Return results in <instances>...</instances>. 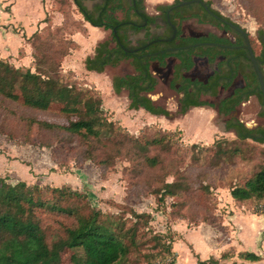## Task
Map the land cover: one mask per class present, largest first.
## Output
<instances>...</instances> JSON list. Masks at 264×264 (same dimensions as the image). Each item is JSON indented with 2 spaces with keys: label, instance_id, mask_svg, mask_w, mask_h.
<instances>
[{
  "label": "trees",
  "instance_id": "16d2710c",
  "mask_svg": "<svg viewBox=\"0 0 264 264\" xmlns=\"http://www.w3.org/2000/svg\"><path fill=\"white\" fill-rule=\"evenodd\" d=\"M87 1L96 0H72L84 21L109 31L110 38L96 46L93 56L86 58L85 68L101 74L107 68L128 62L132 72L115 76L112 85L118 95L127 92L130 110L169 115L150 97L158 86L152 65L166 68L168 61L174 59L170 87L181 95L180 113L186 115L190 109L199 107L217 108L219 115L228 117L227 131L236 135L234 140L217 139L212 146L200 145L201 156L195 158L196 162L211 154L212 166L234 165L237 159L246 160L247 153L256 151V148L248 149L251 147L248 141L264 146V127L247 128L233 115L251 97H257L264 108L261 86L247 49L249 41L264 78V30L259 32L257 40L261 48L256 53L248 32L214 10L210 1L176 0L171 5L158 6L157 16L149 14L147 0H100L91 9ZM159 18L164 23L163 32L154 34L152 26L157 25ZM190 19L213 25L232 37L212 32L186 36L183 25ZM64 27L52 34L51 31L35 33L29 39L34 72L17 69L0 59V96L24 108L65 119L64 123L35 118L29 122L42 130L77 136L93 150H105L99 157L101 166L110 167L125 155L136 166V178L165 170L155 179L157 186L152 191L160 202L184 195L189 191L186 174L177 167L178 161L167 166V159L163 158L165 154L171 156L182 139L174 132L161 130L148 137L131 136L125 128L109 120L99 95L63 78V59L75 44L64 37ZM197 59L215 66L205 80L188 76ZM240 77L244 84L234 87ZM230 90L217 105L204 99ZM198 146L192 144L191 148ZM86 159L97 161L98 157L91 152ZM168 176H174V181L168 182ZM231 196L239 203L263 202L264 163L244 184L233 186ZM150 222V214L132 209L119 215H105L90 206L86 195L68 187L31 186L26 182L12 185L0 178V264H63L68 252H71L70 264H176L177 234L154 233L149 240L140 229ZM150 243L153 246L146 248ZM231 251L199 264H220L234 256ZM238 257L251 262L262 260L253 252L239 253Z\"/></svg>",
  "mask_w": 264,
  "mask_h": 264
},
{
  "label": "rangeland",
  "instance_id": "374dc122",
  "mask_svg": "<svg viewBox=\"0 0 264 264\" xmlns=\"http://www.w3.org/2000/svg\"><path fill=\"white\" fill-rule=\"evenodd\" d=\"M205 1H210L214 10L245 29L253 42L255 52L259 53L261 47L257 38L259 32L264 30V0ZM59 4L61 10L68 15L63 35L76 43L71 54L63 61L61 74L63 78L77 84L78 88L85 86L93 94L99 95L109 120L125 128L126 133L131 136L148 137L160 130L176 133L177 138L182 139L180 146H176L171 156L165 154L163 158L167 159V166L171 162L178 161L177 167L186 174L189 191L179 198L167 197L160 202L159 196L153 195L152 191L157 186L155 179L163 175L165 170L151 171L143 177L136 178V166L129 162L125 155L117 158L110 167L101 166L98 164L99 157L101 158L105 150H93L77 136L60 131L42 130L36 124L29 122V119L35 118L64 123L65 119L24 108L2 96H0V178L12 185L26 182L31 186L68 187L86 195L90 206L105 215H119L130 209L137 213H148L151 222L147 227L142 225L140 230L142 233H147L149 240L154 233L174 234L172 225L185 226L187 223L190 230L202 223L210 225L216 234L222 233L218 237L221 244H228L236 239L237 235L232 234L235 231L238 235L241 233L243 237L254 236L256 232L253 226L258 228V232L262 230L264 234V219L260 218L264 217V201L233 202L236 213L240 211L244 217L254 218L253 226L250 221L242 219L238 222L239 227L236 226L235 221H231L228 227L222 225L224 218L230 216L223 204L230 205L227 199L229 194L231 195V188L236 184H244L253 176L257 167L264 163V146L248 141L251 145L248 149L256 148V151L247 153L246 160L237 159L234 165L226 163L218 167L215 164L212 166L211 154H208L210 159L202 156L203 160L196 162L195 158L201 156L200 145L212 146L217 138L236 139L235 132L226 129L225 122L228 117L219 115L217 108L211 107L192 109L186 115L180 113L181 95L170 87L173 65L176 63L174 59L168 61L166 68H161L157 64L152 65L158 86L150 97L155 104L165 108L169 115L154 116L144 110H130L127 92L118 95L112 85L115 76L132 72L128 62L122 63L117 68H107L102 74L88 72L85 68V59L93 55L97 43L110 37V32L94 33L90 28L86 29L81 23L82 17L72 9L70 0H61ZM87 4L91 8L93 2ZM158 5L159 0H149L148 11L151 15H158L156 9ZM163 27L164 23L159 18L157 25L152 26V32L161 33ZM183 29L186 36H200L212 32L219 36L232 37L213 25L199 24L195 19L185 21ZM56 30L57 28L55 30L49 28L43 33L51 31L52 34ZM214 70L215 66L205 59H197L196 67L188 76L192 79L205 80ZM243 84V79L240 77L234 87ZM231 91H221L218 97H208L206 100L217 105L220 99L228 96ZM263 113L264 108L259 99L251 97L233 115L247 128L252 129L258 126L264 127ZM192 144L199 146L192 149ZM91 152L98 157L97 161L86 159ZM166 180L172 182L174 176H168ZM202 231L208 237L209 230L202 229ZM177 235L179 236L178 233ZM200 237V229L183 233L175 243L177 264H196L198 258L202 259L200 255L202 252L196 249L197 253L192 254L190 249L193 253L194 250L188 244L195 243L197 247V240ZM151 246L153 243L148 244L146 248L150 249ZM230 250L234 253L232 258H236L234 259L236 261L230 258L231 260L228 259L226 264L253 263L238 257L239 254L235 253L233 248L227 249L226 252ZM145 252L149 251L143 250V253ZM70 253L68 252L63 258V264H70L68 260ZM135 256L133 255L132 258L137 259Z\"/></svg>",
  "mask_w": 264,
  "mask_h": 264
},
{
  "label": "crops",
  "instance_id": "0c3cea01",
  "mask_svg": "<svg viewBox=\"0 0 264 264\" xmlns=\"http://www.w3.org/2000/svg\"><path fill=\"white\" fill-rule=\"evenodd\" d=\"M60 1L61 0H0V59H3L9 62L10 64L14 65L16 68H22V69L27 68L31 70L32 72H34L35 68H34V58H33V47L29 39L35 33H43L45 30L49 28L52 30H55L56 28L58 29L66 25L68 15L66 14V12L61 10V5L59 4ZM70 1L73 6L72 9L76 10L77 14L80 15V17H82V15L78 13L72 0ZM99 1L100 0L93 1V5L91 6V8H93L95 3ZM175 1L176 0H159L158 6L171 5ZM88 2H92V1H87L86 5H88L87 4ZM148 2L149 0L146 1L147 10H148ZM153 16H157V15H153ZM81 23H83L86 29L90 28L92 31H94V33L96 31L109 32L104 29L96 28V27H93V28H96V30L92 29L91 28L92 26L89 23L85 22L83 17H82ZM99 43H97V45ZM75 46H76V43H75ZM68 56H66L63 59V61ZM90 56H93V55H90ZM91 73H95V72H91ZM95 74H99V73H95ZM207 98L208 97H205L204 99L206 100ZM199 108H204V107H199ZM192 109H198V108H192ZM227 202L230 205H227V204H223V205H225L226 208L228 209V211L226 212L230 216H226V218H224V222H222V225L224 227L230 226L231 221H235L236 226H238V222L240 221V219H242L243 221L244 220L250 221L251 225L253 226V223H254L253 217L252 218L246 217V216L244 217L243 213H241L240 211L236 213L234 204H233L234 200L230 194H229V198L227 199ZM234 212L235 214H232ZM260 218L264 219L263 216H261ZM199 229L201 230V237L199 240H197L198 246L195 247L194 245L195 243L194 244L188 243L189 246L192 247L194 250V253H193L192 250L190 249L192 254L195 255L197 253L196 249L202 252L200 253V255L202 256V259L198 258L196 261V264L207 261L210 258L219 259L221 255L227 251V249H232V248L235 250V253L237 254L245 253V252H253L262 258L261 261L253 262L250 264L264 263L263 261L264 259V234L262 233V230L258 232L259 230L257 227L255 228L253 226L254 232H256V234L253 232L255 235L251 236L252 238L249 236L243 237L241 233H240L241 235L240 234L238 235L237 231H235V232H232V234L237 235L236 239L231 241V243L221 244L220 240H218L219 239L218 237H220L222 233L220 232L219 234L218 233L216 234L213 228L208 224L202 223L201 225L197 226L195 229H192V230H190L188 223L185 224V226L172 225V231L176 234L177 233L179 234V236L177 235L176 242L178 241L180 237H182L183 233H189L190 231H198ZM202 229L209 230L208 237H206L207 234H204ZM175 243H174V252L177 255V252L175 250ZM234 259L236 258H232V260ZM228 261L229 260L220 261L221 262L220 264H226ZM177 263H178V255H177Z\"/></svg>",
  "mask_w": 264,
  "mask_h": 264
},
{
  "label": "water",
  "instance_id": "95a60500",
  "mask_svg": "<svg viewBox=\"0 0 264 264\" xmlns=\"http://www.w3.org/2000/svg\"><path fill=\"white\" fill-rule=\"evenodd\" d=\"M195 1L199 2V0H195ZM189 3H191V2H186L185 4H189ZM234 27L237 28V30L242 31V29H240L239 27H236V26H234ZM247 43H248L247 44V49L249 51V54H250V57H251V61H252L253 65H254V68L256 70V73H257V76H258V80H259V84L261 86V90H262V94H263V98H264V78H263V74H262V71L260 69V66L257 63L256 55L254 53V50H253L250 42L247 41Z\"/></svg>",
  "mask_w": 264,
  "mask_h": 264
}]
</instances>
